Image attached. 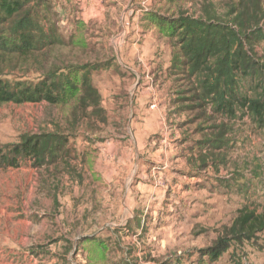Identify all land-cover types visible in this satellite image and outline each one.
Returning a JSON list of instances; mask_svg holds the SVG:
<instances>
[{"label": "rangeland", "instance_id": "374dc122", "mask_svg": "<svg viewBox=\"0 0 264 264\" xmlns=\"http://www.w3.org/2000/svg\"><path fill=\"white\" fill-rule=\"evenodd\" d=\"M201 1H172L165 14L167 0H131L130 9L142 12L136 20L127 15V24L121 8L100 2L105 12L85 24L87 50L62 53L107 62L106 71L91 74L99 108L84 109L78 101L66 107L0 106L1 155L10 158L8 151L25 136L58 133L67 139L66 149L46 154L42 165L33 158L17 159V167L0 161V235L6 236L11 214L42 223L47 230L34 236L48 242L46 249L52 245L63 264H264V231L249 242L231 243L217 261L205 255L239 210L264 213V127L247 116L230 123L219 170L226 184L215 183V174L201 169L205 159L198 156L195 164L188 155L192 118L176 110L182 82L169 70L171 43L139 23L145 7L164 15L180 7L197 16ZM53 2L62 6V0ZM60 33L69 35L66 26ZM145 34L152 42L134 40ZM142 50L143 64L137 58ZM153 99L152 111H160L161 118L147 114ZM89 157L97 160L95 169L89 168ZM192 175L199 181H191Z\"/></svg>", "mask_w": 264, "mask_h": 264}, {"label": "trees", "instance_id": "16d2710c", "mask_svg": "<svg viewBox=\"0 0 264 264\" xmlns=\"http://www.w3.org/2000/svg\"><path fill=\"white\" fill-rule=\"evenodd\" d=\"M167 1L165 14L175 0ZM58 9L53 0H0V106L66 107L78 101L84 109L99 108L91 74L106 71L107 62L63 57V51H86L88 44L83 22H76L68 37L61 35ZM263 22L264 0H202L197 16L178 7L176 14L149 9L140 18L142 30L171 43L169 70L185 82V87L179 85L176 110L191 116L194 133H214L213 140L200 145L227 149L230 123L244 116L264 127ZM66 147V137L58 133L25 136L8 151L10 158L0 154V161L17 167V159L33 158L42 165L46 154L54 157ZM263 231L264 213L243 208L205 255L217 261L231 243L249 242Z\"/></svg>", "mask_w": 264, "mask_h": 264}, {"label": "crops", "instance_id": "0c3cea01", "mask_svg": "<svg viewBox=\"0 0 264 264\" xmlns=\"http://www.w3.org/2000/svg\"><path fill=\"white\" fill-rule=\"evenodd\" d=\"M144 2L145 1H141V6ZM104 5H109V8L113 9L121 8V20L126 24L128 22V16L132 17L133 20H136V18L139 17L140 13L142 12L140 9H130L132 8L131 0H104ZM126 9H130L128 14L124 13ZM148 10L149 9H144L143 11L146 12ZM57 11L62 19L60 22V28L61 26H66L67 31L71 32L75 28L76 22L80 21L84 24H87L92 19L101 16L103 12H105V7L96 0H62V6L59 7ZM139 38H142L143 43H147L149 42V40L152 42L150 36L146 34L141 36L137 35L136 39L134 40L137 41ZM138 52L139 53L137 55V58L143 64L144 59L146 58V54L143 50ZM128 56L130 55L127 54L126 58ZM128 70L132 73H136L134 67H130L128 68ZM155 103L156 101L153 99L150 103V108L147 114L151 118H154L156 115L157 117L159 116V118H161L162 114L160 113V111H157V113L156 111H152L153 109H155ZM219 122L220 121L218 120L217 123ZM191 134V145H188V155L190 159L196 164V159L198 156L204 158L205 162L203 163V167H201V169L203 168L204 171L211 172L210 176H214L215 174V176L213 177V181L214 179H223L224 177L220 176L219 170H222V168H224V163L226 160V150L228 149H219L218 146H215L217 148L211 149V145L210 147L206 144L200 145L201 141L206 142L214 139V133L209 130H205L202 134H197L194 133L192 129ZM165 135L166 134H163V138L166 137ZM163 138L160 143L162 145V148L164 149L161 150L163 151V153H166L168 149L163 145L165 144V140H163ZM224 139L229 140V136H225ZM199 146L201 147V149ZM96 161V159L92 160L91 157L88 158L90 169H95V165L97 164ZM164 168H166V163L164 164ZM193 168L191 166L190 171H193ZM216 174H218L219 176H216ZM200 176L192 175V177H190L191 181H199ZM15 217L16 215L10 214L11 220L9 221L8 219V223L10 224V226L9 229L5 230L6 236L4 237L0 235V264H63L62 259H60V255L54 253V251H51L52 245H50V249H46V243L48 242L43 243L41 242V237L34 236V234L36 233L41 234L47 230L46 227H41L42 223L39 226H36L27 220H19L18 218L15 220ZM48 235H50V233ZM30 237H32V240H30ZM36 239L40 241H36ZM52 239L56 240V237ZM60 243L61 241L57 242V244Z\"/></svg>", "mask_w": 264, "mask_h": 264}, {"label": "built area", "instance_id": "2783aa9c", "mask_svg": "<svg viewBox=\"0 0 264 264\" xmlns=\"http://www.w3.org/2000/svg\"><path fill=\"white\" fill-rule=\"evenodd\" d=\"M96 1H98V2H102V1H104V0H96ZM145 4V2L142 4V6ZM145 9H146V7H145Z\"/></svg>", "mask_w": 264, "mask_h": 264}]
</instances>
